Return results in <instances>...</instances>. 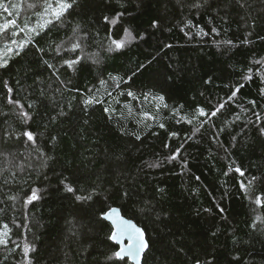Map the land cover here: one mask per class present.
Here are the masks:
<instances>
[{
    "label": "trees",
    "instance_id": "16d2710c",
    "mask_svg": "<svg viewBox=\"0 0 264 264\" xmlns=\"http://www.w3.org/2000/svg\"><path fill=\"white\" fill-rule=\"evenodd\" d=\"M18 1L17 22L35 26L40 5L29 9ZM190 3L77 0L63 24L33 36L0 69V229L5 223L11 229L7 248L0 246V264H25L26 242L35 246L31 264H124L106 260L117 247L106 239L110 225L99 216L110 207L146 230L150 247L142 264H264V223L255 220L264 219V207L250 199L264 194V65L256 63L264 60V0H209L202 9H190ZM118 13L115 26L105 22ZM6 16L0 11V22ZM77 25L79 34H87L85 52L97 53L99 63L85 57L74 72L61 67V84L44 60L59 67L62 57L79 54L54 51ZM124 28L137 39L107 52V37L120 38ZM5 82L11 98L32 114L27 123L8 103ZM241 84L195 136L194 124L172 114L177 109L191 119L198 108L211 112ZM93 94L104 103L85 110L82 101ZM158 95L168 108L157 113ZM24 131L34 134L35 145ZM37 148L48 158L46 167ZM177 149V160L168 162ZM155 162L161 166L148 167ZM252 176L258 179L246 194L240 182ZM62 179L78 192L96 188L100 195L77 202ZM33 188L40 199L26 205Z\"/></svg>",
    "mask_w": 264,
    "mask_h": 264
},
{
    "label": "snow or ice",
    "instance_id": "6c2138e0",
    "mask_svg": "<svg viewBox=\"0 0 264 264\" xmlns=\"http://www.w3.org/2000/svg\"><path fill=\"white\" fill-rule=\"evenodd\" d=\"M39 2V0H38ZM239 3V0H237ZM209 3V0H192V3H190L188 6L190 9H202ZM77 0H43L42 4H40V7L42 8V11L33 13L37 17H39V20L37 21V24L35 26H30L27 20L21 25L18 23L19 19V5L11 3V0H9V3L6 5L4 3V0H0V11L2 13L7 14L6 18L4 19V22H0V40L6 41L3 44V47L0 48V69L6 68L8 66L9 60L12 58L13 55H19L21 51L24 50V48L32 43L33 36H38L42 31H44L49 25L53 24H63L65 22V18L67 15H71V11H74V6H76ZM27 7L29 9H34L37 7V4L34 3H28ZM241 7L243 5L241 4ZM123 13H118L115 17L109 18L107 16L104 17V20L106 23H109L113 26H115ZM40 20L43 22L41 23ZM152 27H157V22H153ZM215 31V29H213ZM21 33L24 34V39H16L21 35ZM80 33V27L77 25L72 29V36L68 37L67 41H62L60 44L55 46V53L57 56H61L62 53L67 52L70 54L79 53L77 55H69L68 58L62 57V63L59 67L57 65L50 63L48 60H44V64L47 66V68L52 70V75L56 77L58 81H60L61 84L64 83L60 79V68L67 66V69H71L73 72L76 70V66L79 65L85 57L92 60L93 63H99L97 59L94 57L97 56V53L88 54L85 52V45L82 43V41L87 40V34H79ZM204 34V33H202ZM139 39L143 40L144 36L141 34ZM108 39V45L106 48V51L111 52H117L128 45H130L133 41L137 39V37L133 34L132 30L129 28L123 29V34L120 38H113L111 35L107 37ZM227 44H231V41L225 42ZM15 46V47H13ZM38 51L43 52V49H37ZM257 64L264 65V60L256 61ZM249 73H251V69H249ZM252 76L246 75L244 77L245 80H250ZM264 79V77H262ZM106 84V81L100 80V85L103 87ZM119 86V85H117ZM5 87L7 88L9 99L8 103L13 104L18 109V112L16 115L24 122L27 123L29 120L32 119V114L24 110V106L19 103V101L14 100L11 98V93L13 89L11 87H8L7 82H5ZM243 87V84L235 87V90L231 92V94L227 97V99L222 100L221 102H218L214 109L211 112H206L203 108H198L193 115L191 119L179 115V110L173 109L172 114L174 116H179L180 120H186L189 124H194V130H193V136L197 132L200 131V128L204 126V124L209 123L212 119V117H215L218 112L221 111L225 107V104H227L229 101H232L236 95L237 92H239L240 88ZM99 91V90H97ZM111 95V93H108ZM129 97H132L135 99V94L129 91L127 93ZM147 96H145V99L147 100ZM153 100L156 101L155 108L157 110V113L161 108H168V105L165 103V97L162 95H158L153 97ZM82 103L85 105V110L89 106H93L95 104H102L104 101L97 96L96 94H93L86 99L82 101ZM250 103H254L251 102ZM29 108L32 107L31 104L28 105ZM104 111L106 113L111 112V108H105ZM145 119H151L156 120V116L151 115L149 113H144ZM200 117H205L206 119H200ZM257 119H261V117L257 114ZM159 127L163 128L164 124L160 123ZM261 134H264V127L260 128ZM21 135L27 138V141L32 142L33 145H35V137L34 134L31 131H24ZM172 136H175L176 133H171ZM135 138L139 140L141 137L140 135H136ZM192 137H189L191 139ZM55 139V137H53ZM37 152H39L40 157L43 159V163L41 167L47 166V159L42 151L40 149H36ZM179 156V149L168 157H166L168 162H171L173 160H177V157ZM159 162L151 163L148 165V167H160ZM22 167V166H21ZM181 167L186 168L187 162L182 161ZM229 171H235L238 173L241 177L245 176V172L242 171L239 167L232 168L229 167ZM228 173L225 172V175ZM258 177L252 176L247 179V183L244 181L240 182V188L243 190L246 194L252 191L255 188V183L257 181ZM60 183L63 185L64 191L66 193H70L73 195L74 199L77 202L81 203H88L93 201L94 197H97L100 195V193L97 191L96 188H92L83 192H78V190L73 187L70 183H66L65 180H61ZM162 191V190H161ZM39 189L33 188L31 190V194L28 195L25 199V204H32L33 201L40 199L39 196ZM126 195V193H125ZM9 200L15 201L17 199L16 196H8ZM107 199V197H105ZM252 203L256 204L258 207H264V194H258L254 197H250ZM2 211V209H0ZM145 209H140V212L143 213ZM100 220L108 221L110 222V230L109 234L107 235L106 239L108 241L113 242L115 245H118L117 248H115L110 255L106 257L107 261H124V264H127V261L125 258H130L132 261L135 262V264H141V259L146 252V250L150 247V242L146 238V230L137 226V224L129 218H126L124 215H122L121 210L116 207H110L106 211H103L101 215L99 216ZM256 221H259L261 223H264V219L261 218V216L255 217ZM255 226V224L253 225ZM18 227H21L18 225ZM11 229L9 228L8 224H3L2 229H0V246L7 248L10 237ZM19 247V245H17ZM35 251V246L30 243H24L23 245V255L25 258V264H31L30 259V253ZM146 264V262H145ZM195 264H201L199 260L195 262Z\"/></svg>",
    "mask_w": 264,
    "mask_h": 264
},
{
    "label": "rangeland",
    "instance_id": "374dc122",
    "mask_svg": "<svg viewBox=\"0 0 264 264\" xmlns=\"http://www.w3.org/2000/svg\"><path fill=\"white\" fill-rule=\"evenodd\" d=\"M25 2V4L26 3H34V4H37V5H40V4H42V2H43V0H39V2H38V0H25L24 1ZM17 5H19V9H21V5H20V3H19V1L17 0V3H16ZM25 7V6H24ZM21 11V10H20ZM42 23V22H41Z\"/></svg>",
    "mask_w": 264,
    "mask_h": 264
},
{
    "label": "water",
    "instance_id": "95a60500",
    "mask_svg": "<svg viewBox=\"0 0 264 264\" xmlns=\"http://www.w3.org/2000/svg\"><path fill=\"white\" fill-rule=\"evenodd\" d=\"M107 224H109L110 225V222H108V221H105ZM111 242V241H110ZM113 245H115L113 242H111ZM116 247H118V245H115ZM147 251V250H146ZM146 253V252H145ZM144 253V254H145ZM143 257H144V255H143ZM143 257H142V259H141V264H142V261H143ZM126 260H128V262L130 263V264H135V262L134 261H132L130 258H125Z\"/></svg>",
    "mask_w": 264,
    "mask_h": 264
}]
</instances>
